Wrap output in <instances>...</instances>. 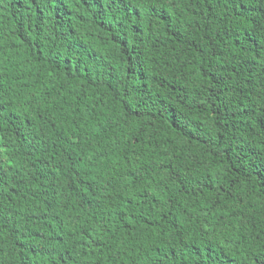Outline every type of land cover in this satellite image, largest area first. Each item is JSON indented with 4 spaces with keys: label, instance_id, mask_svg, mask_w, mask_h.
Returning a JSON list of instances; mask_svg holds the SVG:
<instances>
[{
    "label": "trees",
    "instance_id": "obj_1",
    "mask_svg": "<svg viewBox=\"0 0 264 264\" xmlns=\"http://www.w3.org/2000/svg\"><path fill=\"white\" fill-rule=\"evenodd\" d=\"M0 264H264V0H0Z\"/></svg>",
    "mask_w": 264,
    "mask_h": 264
}]
</instances>
